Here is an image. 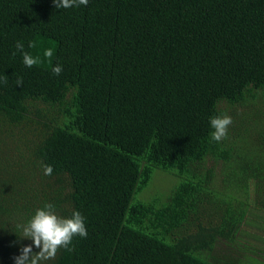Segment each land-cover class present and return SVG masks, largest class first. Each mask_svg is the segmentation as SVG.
I'll return each instance as SVG.
<instances>
[{"label":"trees","instance_id":"obj_1","mask_svg":"<svg viewBox=\"0 0 264 264\" xmlns=\"http://www.w3.org/2000/svg\"><path fill=\"white\" fill-rule=\"evenodd\" d=\"M254 263L264 0H0V264Z\"/></svg>","mask_w":264,"mask_h":264},{"label":"rangeland","instance_id":"obj_2","mask_svg":"<svg viewBox=\"0 0 264 264\" xmlns=\"http://www.w3.org/2000/svg\"><path fill=\"white\" fill-rule=\"evenodd\" d=\"M155 178V177H154ZM153 178V179H154ZM159 186V187H158ZM163 188L164 187V184L162 183V182H157L156 184H154V181H151L150 182V184H149V186H148V188H146L143 192L144 193H146L145 195H149V193L151 192V191H153L149 196H148V198L149 197H151L153 194H155L156 192H159V188ZM251 218H253L254 219V217H251ZM249 219H250V216H249ZM254 264H256V263H254Z\"/></svg>","mask_w":264,"mask_h":264}]
</instances>
